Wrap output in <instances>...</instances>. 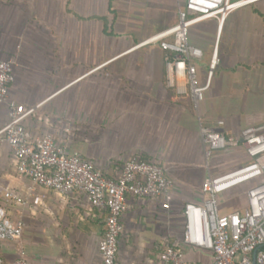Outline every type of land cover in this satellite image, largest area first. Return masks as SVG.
<instances>
[{
	"label": "crops",
	"instance_id": "obj_1",
	"mask_svg": "<svg viewBox=\"0 0 264 264\" xmlns=\"http://www.w3.org/2000/svg\"><path fill=\"white\" fill-rule=\"evenodd\" d=\"M181 2L0 0V58L14 59L10 99L34 108L25 121L31 137L50 135L111 177L138 155L158 161L176 181L171 211L162 197L128 196L120 258L130 264H155L161 242L172 238L162 229L180 226L183 204L204 197L208 170L201 123L223 119L226 135L236 138L243 127L264 121V0L230 12L220 33L215 18L192 27L190 41L204 49L199 84L206 82L215 47L219 58L199 110L191 93L176 96L167 51L156 44L136 47L177 23ZM8 120L9 105H0V127ZM241 155L239 148L216 152L210 170L236 165ZM1 188L23 199L17 204L0 191V216L25 221L31 264H101L106 211L93 207L85 194L36 185L18 173L7 143L0 147ZM220 198L221 212L243 202L234 193ZM135 247L142 250L136 253ZM145 247L155 248L153 258ZM13 249L6 247L9 254ZM189 253L193 260H210L202 251Z\"/></svg>",
	"mask_w": 264,
	"mask_h": 264
},
{
	"label": "built area",
	"instance_id": "obj_2",
	"mask_svg": "<svg viewBox=\"0 0 264 264\" xmlns=\"http://www.w3.org/2000/svg\"><path fill=\"white\" fill-rule=\"evenodd\" d=\"M257 1L182 0L177 23L151 35L136 47L156 44L166 50L168 79L175 87L176 96L191 93L193 105L199 110L219 58L215 47L206 82L199 84V62L204 57V49L190 41L192 27L212 18L222 27L230 12ZM14 81V61L0 58V105H9V120L0 127V147L9 144L18 173L31 178L36 185L62 194L79 191L93 207L105 210V228L99 242L101 264H130L120 258L128 196L162 197L171 211L175 179L158 161L138 155L126 159L118 176L111 177L94 161L79 152H71L54 137H31L25 121L34 108L23 109L10 99ZM224 125L223 119L215 125L201 123L208 170L201 184L204 197L183 204L181 236L172 243L170 239L161 242L155 264H253L254 252L255 264H264V121L243 127L236 138L226 135ZM232 148L241 149V162L212 172L209 163L214 153ZM0 191L6 199L23 203L19 192L4 188ZM228 193L237 194L243 202L236 210L221 212L220 197ZM25 226L22 218L10 221L0 216V264H31L24 244ZM7 245L13 246V254L8 253ZM192 249L206 253L210 260H187L186 252Z\"/></svg>",
	"mask_w": 264,
	"mask_h": 264
},
{
	"label": "rangeland",
	"instance_id": "obj_3",
	"mask_svg": "<svg viewBox=\"0 0 264 264\" xmlns=\"http://www.w3.org/2000/svg\"><path fill=\"white\" fill-rule=\"evenodd\" d=\"M10 59V58H9ZM12 59V58H11ZM13 61H14V59H12ZM218 65V64H217ZM216 68H217V66H216ZM216 70V69H215ZM216 72V71H215ZM162 230H164L163 231V233H168L169 231H170V236H169V238L170 237H172V238H170V239H179L180 238V236H181V231H180V226L179 225H172L171 226V229H168V228H164V229H162ZM165 230H168V231H165ZM125 242H123L122 241V243H124V245L126 244L127 245V243H128V241L127 240H124ZM129 244V243H128ZM156 244V243H155ZM183 247H185V248H187L186 247V245H184ZM132 249H134V250H136V253H139L138 251L139 250H142V249H140L139 247H135V248H132ZM152 250V251H151ZM145 251L147 252V254H148V256L149 257H151V258H153L154 256H155V254H156V252L157 251H155V248L153 249V248H148V247H145ZM186 259L187 260H193V258H192V256H191V253H189V250H187V252H186Z\"/></svg>",
	"mask_w": 264,
	"mask_h": 264
},
{
	"label": "water",
	"instance_id": "obj_4",
	"mask_svg": "<svg viewBox=\"0 0 264 264\" xmlns=\"http://www.w3.org/2000/svg\"><path fill=\"white\" fill-rule=\"evenodd\" d=\"M253 256H254L253 264H255L256 263V261H255L256 252H254Z\"/></svg>",
	"mask_w": 264,
	"mask_h": 264
},
{
	"label": "bare ground",
	"instance_id": "obj_5",
	"mask_svg": "<svg viewBox=\"0 0 264 264\" xmlns=\"http://www.w3.org/2000/svg\"><path fill=\"white\" fill-rule=\"evenodd\" d=\"M221 24H218V28L220 27L221 28V26H220ZM219 31H220V29H219Z\"/></svg>",
	"mask_w": 264,
	"mask_h": 264
},
{
	"label": "trees",
	"instance_id": "obj_6",
	"mask_svg": "<svg viewBox=\"0 0 264 264\" xmlns=\"http://www.w3.org/2000/svg\"><path fill=\"white\" fill-rule=\"evenodd\" d=\"M170 242H171V243L173 242L172 239H170Z\"/></svg>",
	"mask_w": 264,
	"mask_h": 264
}]
</instances>
